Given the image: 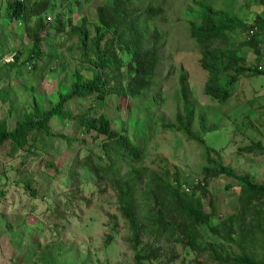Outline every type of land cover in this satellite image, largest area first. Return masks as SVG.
<instances>
[{
	"label": "rangeland",
	"instance_id": "1",
	"mask_svg": "<svg viewBox=\"0 0 264 264\" xmlns=\"http://www.w3.org/2000/svg\"><path fill=\"white\" fill-rule=\"evenodd\" d=\"M53 1L54 13H64V19L69 12L72 22L84 15L89 33H93L95 7L103 0ZM193 1L164 0L163 13L145 22L147 37L151 24L158 27L162 37L158 40L159 58L151 86L141 95L128 98L107 94L101 104L94 103L90 96L74 95L65 106L72 112L103 113L112 127L125 126L133 138H136L135 129L142 126L143 164L148 171H156L169 180L174 174L191 182L201 179L206 144L218 150V154L208 151L210 157L218 156L235 173L247 172L251 180L264 183V149L238 150V146L251 141L258 140L264 145V74L239 76L224 101L212 99L203 92L206 71L199 65L198 47L188 35V18L195 14L196 8L190 9L192 14L186 10L195 7ZM205 2L244 21L251 20L261 9L257 0H200L201 4ZM4 3L0 0V58L11 59L18 49L22 61L0 78V119L4 118L7 127H11L19 114L32 104L33 97L48 107L58 92L70 87V71L79 63L87 62L79 56L81 49L75 34L68 38L64 32L56 33L48 27L40 31V59L28 60L31 39L20 22L4 16ZM52 15L46 16L45 26L51 24ZM242 36L236 32L233 39L238 41ZM239 53L249 65L257 61V54L247 45ZM122 57L126 60L127 54L123 52ZM80 70L86 76L90 73L86 67ZM181 72L186 74L187 104L178 91ZM147 103L152 104L147 107ZM184 105L192 110L188 134L164 125L181 115ZM199 115H203L205 124L214 128L201 131ZM51 130L71 140L66 143L63 137L43 135L32 138L31 134L27 138L30 146L12 156L7 153L8 143L0 145V264H14V261L44 264L36 256V251L42 248L60 249L57 259L64 264H78L83 258L85 264H135L134 251L126 241V222L116 208L114 189L106 181H93L91 171L85 166L79 169L81 184L70 186L65 180L75 153L100 151L94 131L77 132L71 120L62 118H52ZM43 153L51 158L53 165L40 162ZM205 187L207 193L202 202L211 213L212 224L235 211L238 185L234 177L219 174L207 179ZM30 189L34 191L31 193ZM201 229L205 239L213 240L204 227ZM107 235L111 238L104 244ZM263 238L264 226L252 241L214 242L216 250L223 255L238 252L242 247L255 258H264ZM142 239L151 237L143 235ZM159 242L163 254L148 264H220L208 249L196 253L165 238ZM168 255H171L169 261Z\"/></svg>",
	"mask_w": 264,
	"mask_h": 264
},
{
	"label": "trees",
	"instance_id": "2",
	"mask_svg": "<svg viewBox=\"0 0 264 264\" xmlns=\"http://www.w3.org/2000/svg\"><path fill=\"white\" fill-rule=\"evenodd\" d=\"M4 2V16L8 20L20 22L23 31L31 39L28 60L40 59V31L48 27L56 33L64 32L68 38L75 34L81 49L79 56L83 62H87L83 65L79 63L78 67L70 71V87L58 92L48 107L33 97L32 104L19 114L11 127H7L4 118L0 119V145L9 144L7 153L12 156L19 149L28 148L30 144L27 138L31 134L32 138H39L40 135L63 137L69 143L70 137L51 130V120H71L77 132L94 131L93 137L99 139L100 151L75 153L67 167L65 180L70 186L81 184L79 169L85 166L91 171L93 181H106L114 189L116 208L126 222V241L134 251L135 264H148L162 255L161 238L196 253L208 249L211 257L220 264H264V258H255L242 247L238 252L223 255L216 250L214 242L220 240L231 243L238 240L245 243L246 240L252 241L256 232L262 231L264 183L251 180L247 172L235 173L218 156L210 157L208 151L218 154V150L206 144L205 163L201 167L202 177L199 179L202 184L192 183L185 178L181 180L176 174L169 180L156 171H148L143 164L145 141L142 126L135 129L136 138H133L125 126L112 127L109 118L103 113L90 115L85 110L72 112L65 106L74 95L90 96L94 103L101 104L107 94L133 98L151 86L159 58L158 40L162 36L158 27L151 24L147 37L144 24L163 13L164 0H103L95 7L96 22L92 34L89 33L84 15L72 22L69 12L64 19V13H54L53 0ZM257 2L261 9L249 21L216 9L210 3L201 4L200 0H194L195 7L186 10L192 14L190 9L196 8L195 14L188 18V35L197 45L198 63L206 71L202 90L212 99L224 101L241 75L264 74V67L257 69L247 64L239 53L243 45L251 47L257 56L264 53V0ZM50 14H53L51 24L45 26V18ZM194 16L198 19H194ZM31 18L32 23L29 22ZM253 25H256L257 30L246 38V29ZM236 32L243 35L238 41L233 39ZM123 52L127 54L126 60L122 57ZM20 56L21 51L17 49L11 59L0 58V78L22 62ZM81 67H86L90 71L89 75L83 74ZM178 91L180 98L187 104L188 89L184 72L178 76ZM151 100L154 103L155 97L152 96ZM147 104V107L151 105ZM183 107L181 115L164 125L188 134L192 110L185 105ZM199 126L201 131L214 128L213 125L205 124L203 115H199ZM40 146L44 150L42 144ZM254 148L264 149V145L257 140L238 146V150L247 152ZM39 160L44 165H53L46 153ZM219 174L234 177L237 182L236 209L212 224L211 213L205 209L202 198L207 193V179ZM182 184H187L189 190L185 191ZM30 191L32 193L34 189ZM202 227L213 236V240L204 238ZM143 235L151 239L143 240ZM110 238L107 235L104 244H108ZM36 253L38 260L44 264H64L57 259L60 253L58 248H42ZM170 259L171 255H168L167 260ZM14 264L18 262L14 261ZM78 264H85L84 258Z\"/></svg>",
	"mask_w": 264,
	"mask_h": 264
},
{
	"label": "built area",
	"instance_id": "3",
	"mask_svg": "<svg viewBox=\"0 0 264 264\" xmlns=\"http://www.w3.org/2000/svg\"><path fill=\"white\" fill-rule=\"evenodd\" d=\"M256 30H257L256 25H253V26L249 27V28L246 29V31H245V37L248 38V37H249L250 35H252ZM256 58H257V57H256ZM251 66H254V67H256L257 69H261V68H263V67H264V53H261V54L258 56L257 61L251 63ZM197 182H199L200 184H202V182L199 181V179H195V181L192 182V183H197ZM182 188H183L185 191H187V190H189L190 187H189L187 184H182Z\"/></svg>",
	"mask_w": 264,
	"mask_h": 264
}]
</instances>
